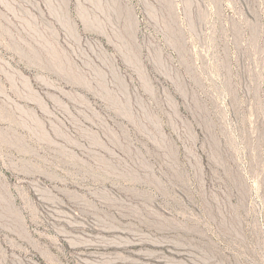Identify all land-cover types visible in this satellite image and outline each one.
Returning <instances> with one entry per match:
<instances>
[{"label":"rangeland","instance_id":"rangeland-1","mask_svg":"<svg viewBox=\"0 0 264 264\" xmlns=\"http://www.w3.org/2000/svg\"><path fill=\"white\" fill-rule=\"evenodd\" d=\"M0 264H264V0H0Z\"/></svg>","mask_w":264,"mask_h":264}]
</instances>
